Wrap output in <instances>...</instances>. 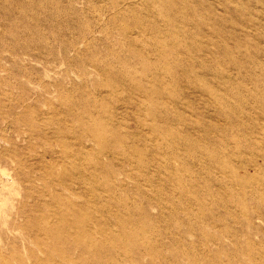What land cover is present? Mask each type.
<instances>
[{
  "label": "rangeland",
  "instance_id": "obj_1",
  "mask_svg": "<svg viewBox=\"0 0 264 264\" xmlns=\"http://www.w3.org/2000/svg\"><path fill=\"white\" fill-rule=\"evenodd\" d=\"M0 4L8 45H37L6 53L42 81L18 112L36 138L68 125L70 156L33 138L16 173L0 126V264H45L65 211L70 264H264V0Z\"/></svg>",
  "mask_w": 264,
  "mask_h": 264
},
{
  "label": "bare ground",
  "instance_id": "obj_2",
  "mask_svg": "<svg viewBox=\"0 0 264 264\" xmlns=\"http://www.w3.org/2000/svg\"><path fill=\"white\" fill-rule=\"evenodd\" d=\"M3 4H0V6ZM23 35L26 33L32 34L33 31L31 28L24 26L22 28ZM7 35H12V33H6V5L5 7H0V126L3 127L4 130H7L10 134L14 135L16 139H10V137L6 138L4 141L6 143V147L10 148V154H8V163L12 165L13 170L16 173L18 170H22L25 167V163L28 159V148L30 144V140L36 138L37 132L35 127L23 117L20 116V110H22L21 105V96H17L14 99L13 89L24 88L26 85L35 84L38 86L42 84L41 78L38 77L36 81L31 82L29 75L26 70H17L14 72L9 68H6V53L9 56H18L23 59L26 57H30L31 48H37V45L31 46L30 42L27 40L19 41L17 40L16 45H8L6 41ZM18 49L20 53L16 51ZM19 54V55H18ZM24 77V79H22ZM35 79V78H34ZM10 103H6V100ZM11 99L14 101L11 103ZM68 108H66L65 115L63 118L67 117ZM65 121V120H64ZM68 125L63 129L55 128L52 130L53 135H49L45 133L42 139L38 136L36 139H40L42 143L41 146V158L48 157L50 158L53 165L55 162L53 158L57 155L60 159L63 160L65 165L68 163L69 165V141L67 138L68 133ZM56 136V137H55ZM61 137V138H60ZM58 149V152L56 150ZM6 175L4 172L0 171V187L6 181ZM67 178L64 174L53 175L51 179H49V186H51L54 190L58 188H63L64 190H68ZM10 183V182H9ZM57 203L59 200L55 196L52 197V200ZM70 224L71 222L68 219L67 211L65 213L58 214L55 223L48 232L45 234V238L49 239V244L45 241L39 240L35 241V244L40 246V252L43 255V263L52 264L53 261L58 258L62 261V264H70V249L72 244V235L70 233Z\"/></svg>",
  "mask_w": 264,
  "mask_h": 264
}]
</instances>
